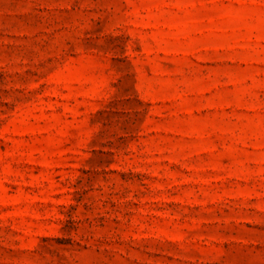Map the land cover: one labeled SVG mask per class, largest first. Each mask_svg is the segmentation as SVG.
Listing matches in <instances>:
<instances>
[{
	"label": "rangeland",
	"instance_id": "1",
	"mask_svg": "<svg viewBox=\"0 0 264 264\" xmlns=\"http://www.w3.org/2000/svg\"><path fill=\"white\" fill-rule=\"evenodd\" d=\"M0 264H264V0H0Z\"/></svg>",
	"mask_w": 264,
	"mask_h": 264
}]
</instances>
